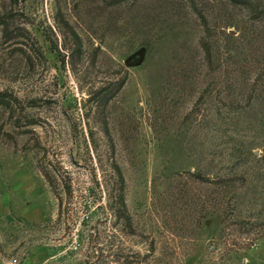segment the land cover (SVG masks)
Here are the masks:
<instances>
[{
	"label": "rangeland",
	"instance_id": "374dc122",
	"mask_svg": "<svg viewBox=\"0 0 264 264\" xmlns=\"http://www.w3.org/2000/svg\"><path fill=\"white\" fill-rule=\"evenodd\" d=\"M249 1L0 0V264H264Z\"/></svg>",
	"mask_w": 264,
	"mask_h": 264
},
{
	"label": "trees",
	"instance_id": "16d2710c",
	"mask_svg": "<svg viewBox=\"0 0 264 264\" xmlns=\"http://www.w3.org/2000/svg\"><path fill=\"white\" fill-rule=\"evenodd\" d=\"M123 1H125V0H119L118 3L120 4ZM195 11H196L198 17L202 20L203 25L206 28V31L209 32L210 27H209V20H208L207 15L197 8ZM203 47L207 53V56L211 58V49H210L209 43L206 39H205V43L203 44ZM0 104L6 105V106L10 105V101L7 100V94L4 92H1V91H0ZM118 171H119V176H120V181H119L120 186L117 190L116 204H117V208L119 209V213H121L122 215L125 214L124 217H127L129 215L127 213V204H126V196H125L126 182H125L123 173H122L121 169L119 168V166H118Z\"/></svg>",
	"mask_w": 264,
	"mask_h": 264
}]
</instances>
